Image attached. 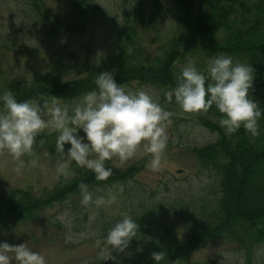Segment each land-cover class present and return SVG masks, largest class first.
<instances>
[{
  "label": "rangeland",
  "instance_id": "374dc122",
  "mask_svg": "<svg viewBox=\"0 0 264 264\" xmlns=\"http://www.w3.org/2000/svg\"><path fill=\"white\" fill-rule=\"evenodd\" d=\"M43 1L50 9L48 19L39 16L28 0H0V70L5 81H30L60 62L70 65V77H78L83 75L86 63L111 62L131 53L134 46L141 48L143 62H154L176 33L179 22L172 0H89L87 19L82 23L74 0ZM182 24L185 26L186 22ZM129 33L133 44L127 39ZM210 57L201 54L192 59L197 68L203 70ZM124 87L131 91L145 90L172 113L166 124L167 145L160 169L151 171L145 166L128 183L89 189L94 198L114 194L115 202L110 205L85 207L78 195L41 211L35 220L9 223L0 229V241L10 245L26 243L32 250L43 252L48 264H140L139 253L150 238L168 229L183 240L194 219L200 225L209 221L221 195V175L215 166H204L193 149L219 138V134L205 127L199 118L218 122L219 117L211 111H182L174 99L165 98V91L171 89L168 87L138 81ZM60 102L71 104L74 101ZM56 135L51 148L37 143L33 146V155L21 157L24 165L19 173L15 171L18 162L7 152L0 151V194L21 188L42 195L54 187L58 180L55 163L59 156L54 152ZM145 158L149 160L150 156L141 148L123 164L116 157L105 163L123 171ZM32 159L37 161L35 165L29 163ZM76 167L73 162L66 176H74ZM147 205L152 207L148 233L144 232L146 226L142 224L135 237L138 241L132 239L123 252L113 251L114 259H101L109 255L107 249L101 252L105 238L103 229L123 215H141ZM252 260L253 264H264V243L256 246ZM174 264H246V258L237 243L220 238L198 249L188 262Z\"/></svg>",
  "mask_w": 264,
  "mask_h": 264
},
{
  "label": "trees",
  "instance_id": "16d2710c",
  "mask_svg": "<svg viewBox=\"0 0 264 264\" xmlns=\"http://www.w3.org/2000/svg\"><path fill=\"white\" fill-rule=\"evenodd\" d=\"M172 1L179 13L176 33L169 38L162 55L154 62H143L140 59L141 48L134 46L131 53L111 62L86 63L83 75L78 77H70V65L63 62L30 81H5L0 70V93L11 90L18 101L56 98L72 102L86 91L93 90L96 75L104 70L111 71L115 81L122 86L138 81L154 87L173 88L176 85L174 77L179 75L181 65L201 54L212 57L223 53L251 65L254 78L249 92L262 109L258 120L259 135L252 138L243 127L234 134L225 135L218 122L199 118L205 127L219 134L217 141L193 149L204 166L219 169L221 195L217 206L208 222L200 225L194 219L188 236L183 240L168 229L164 234L150 238L139 253V260L140 264H155L151 253L162 251L165 257L159 264L185 263L198 249L221 238L237 243L244 251L246 264H253L254 249L264 243V0ZM88 2L73 1L79 10L80 23L87 19ZM28 3L39 16L51 17L43 0H28ZM182 22H186L185 26ZM127 39L134 43L130 33ZM208 111L220 118L221 114L214 105ZM54 134H39L36 139L51 148ZM147 162L148 158H145L123 171L113 169V174L103 181H97L91 170L77 166L74 176H60L54 187L42 195L21 188L0 194V229L9 223L35 220L41 211L80 195L77 185L81 182L86 183L89 189L128 183L145 168ZM151 209L147 205L141 215L131 214L139 224L137 231L144 224L146 228L143 230L148 233ZM108 228L103 229L104 237ZM132 239L138 241L135 237Z\"/></svg>",
  "mask_w": 264,
  "mask_h": 264
},
{
  "label": "clouds",
  "instance_id": "9594fccd",
  "mask_svg": "<svg viewBox=\"0 0 264 264\" xmlns=\"http://www.w3.org/2000/svg\"><path fill=\"white\" fill-rule=\"evenodd\" d=\"M178 51L183 52L182 48ZM252 66L233 62L227 54L210 57L203 70L188 59L176 75L175 87L165 91L168 101L179 105L184 112H207L215 106L221 114L218 124L225 135L243 129L252 138L259 135L258 120L262 109L249 90L253 86ZM95 88L83 93L71 104L58 99H29L18 101L11 90L0 93V151L7 152L17 161L15 171L24 165L21 157L34 154V144L40 133L55 132L54 152L58 153L55 171L58 178L66 176L70 165L91 170L97 181L107 180L113 167L106 160L118 158L121 164L131 159L138 149L150 156L147 167L158 171L167 145L166 124L172 113L165 110L143 89L126 90L118 84L111 71H100L94 80ZM80 131L83 135H80ZM65 145H68L65 148ZM30 164L37 161L32 159ZM81 204L85 207L107 206L115 202V195L95 198L88 185H77ZM139 224L129 215H123L108 229L104 238L107 257L114 259L113 251L120 253L128 248ZM165 253L153 252L151 258L159 264ZM0 264H48L43 252L34 251L26 243L18 245L0 241Z\"/></svg>",
  "mask_w": 264,
  "mask_h": 264
}]
</instances>
